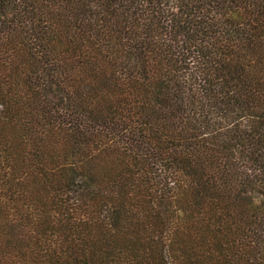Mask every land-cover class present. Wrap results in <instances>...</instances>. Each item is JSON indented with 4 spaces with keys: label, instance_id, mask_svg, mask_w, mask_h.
Wrapping results in <instances>:
<instances>
[{
    "label": "trees",
    "instance_id": "1",
    "mask_svg": "<svg viewBox=\"0 0 264 264\" xmlns=\"http://www.w3.org/2000/svg\"><path fill=\"white\" fill-rule=\"evenodd\" d=\"M0 264H264V0H0Z\"/></svg>",
    "mask_w": 264,
    "mask_h": 264
}]
</instances>
